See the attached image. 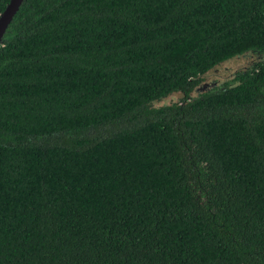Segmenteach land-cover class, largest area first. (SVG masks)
Returning a JSON list of instances; mask_svg holds the SVG:
<instances>
[{
    "label": "trees",
    "instance_id": "1",
    "mask_svg": "<svg viewBox=\"0 0 264 264\" xmlns=\"http://www.w3.org/2000/svg\"><path fill=\"white\" fill-rule=\"evenodd\" d=\"M0 264H264V0H23Z\"/></svg>",
    "mask_w": 264,
    "mask_h": 264
},
{
    "label": "water",
    "instance_id": "2",
    "mask_svg": "<svg viewBox=\"0 0 264 264\" xmlns=\"http://www.w3.org/2000/svg\"><path fill=\"white\" fill-rule=\"evenodd\" d=\"M22 2L23 0H10L4 10L0 13V44L9 24L11 23ZM211 86L212 84L210 83H204L198 87L197 90H204Z\"/></svg>",
    "mask_w": 264,
    "mask_h": 264
},
{
    "label": "rangeland",
    "instance_id": "3",
    "mask_svg": "<svg viewBox=\"0 0 264 264\" xmlns=\"http://www.w3.org/2000/svg\"><path fill=\"white\" fill-rule=\"evenodd\" d=\"M253 55H255V54L252 53L251 55H248V56H245V57L251 59ZM250 61H251V60H250ZM246 63H248V61H247ZM232 67H233L232 65H226V66H225V69H226V70H231V71H233ZM225 69H224V70H225ZM214 81H215V78H214V77H211V78L209 79V82H205V83L213 84L212 82H214Z\"/></svg>",
    "mask_w": 264,
    "mask_h": 264
},
{
    "label": "flooded vegetation",
    "instance_id": "4",
    "mask_svg": "<svg viewBox=\"0 0 264 264\" xmlns=\"http://www.w3.org/2000/svg\"><path fill=\"white\" fill-rule=\"evenodd\" d=\"M222 82L224 83V80H222V79H215V81L214 82H212L213 84H212V86L213 87H215V86H221L222 85Z\"/></svg>",
    "mask_w": 264,
    "mask_h": 264
}]
</instances>
